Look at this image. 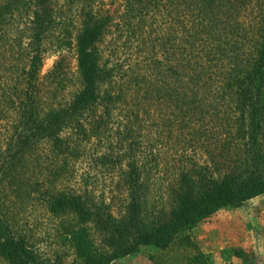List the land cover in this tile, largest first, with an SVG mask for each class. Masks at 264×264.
Segmentation results:
<instances>
[{
  "label": "rangeland",
  "instance_id": "1",
  "mask_svg": "<svg viewBox=\"0 0 264 264\" xmlns=\"http://www.w3.org/2000/svg\"><path fill=\"white\" fill-rule=\"evenodd\" d=\"M53 2L59 7L65 4V0ZM120 2L102 1V10L115 14L98 43L99 63L108 75L99 85L96 106L61 132L71 143L70 153L54 159L42 141L18 168L16 177L0 185L1 208L13 231L52 264H79L67 240V229L76 219L66 212L49 211L44 193L34 192V185L39 184L41 191L50 186L72 191L101 207L114 221L124 217L129 185L134 186L139 220L151 227L168 218L182 191H198L206 181L228 171L238 157L234 118L239 109L215 73L228 70L234 54L239 62L249 58L257 29L264 25V0H250L247 9L223 17L222 22L230 25L226 41H220L226 50L213 67L214 75L206 71L203 81L208 83L197 90L175 74L178 61L172 56L173 40L176 37L178 42L182 35L178 23L169 26L155 13L125 25L117 19ZM68 24L76 34L81 19L74 13ZM47 43L41 76L60 54L68 57L64 62L67 78L57 91L59 101L73 88L76 61L66 47L54 49L56 43ZM12 53L0 50V159L17 120L9 98L22 76L15 69L21 61L12 58ZM260 138L264 144V120ZM85 225L89 236L101 244L105 232L92 222ZM185 232L208 254V264H264V193L239 205L223 206ZM150 254H158L159 264H186L189 256L180 249L159 251L144 245L110 264H156ZM0 264L7 263L0 258Z\"/></svg>",
  "mask_w": 264,
  "mask_h": 264
},
{
  "label": "trees",
  "instance_id": "2",
  "mask_svg": "<svg viewBox=\"0 0 264 264\" xmlns=\"http://www.w3.org/2000/svg\"><path fill=\"white\" fill-rule=\"evenodd\" d=\"M102 1L65 0L59 7L53 0H0V50L13 52L12 58L21 61L15 64V69L22 74L13 98H9L17 120L0 159V185L4 179L16 177L18 168L42 141L54 159L70 153L71 143L61 132L77 116L96 106L99 85L108 75L99 63L98 43L112 25L115 14L109 9L102 10ZM249 2L121 0L117 19L130 25L138 16L156 13L169 26L178 23L177 29L182 35L178 42L176 37L173 40L172 56L178 61V66L174 65L175 74H181L186 84L197 90L208 83V80L203 81L206 71L210 77L214 75L213 67L226 50L222 39L227 37L225 33L230 25L222 22L223 17L247 9ZM72 6L75 11L71 10ZM74 13L81 19L76 34L70 32L68 24ZM257 31L258 38L251 46L249 58L239 62L238 55L234 54L228 70L215 73L232 93L235 108L239 109L234 118L238 157L228 171L209 179L198 191L192 188L182 191L176 207L164 222L151 227L141 224L138 190L131 185L126 212L120 221L112 220L101 207L88 203L72 191L54 186L41 191L39 184L34 185V192L44 193L49 211L66 212L76 219L67 229V240L79 264H110L144 245L154 246L159 251L180 249L189 253L186 264H208V254L185 231L223 206L239 205L264 193V144L260 138L264 120V25ZM11 35L14 37L10 38ZM49 40L56 43L54 49L66 47L76 61L73 88L59 101L57 91L67 78L64 62L68 57L60 54L52 68L41 76L40 67ZM16 46L18 49L14 50ZM179 66L186 68L185 72ZM87 222L97 224L105 232L101 244L89 236ZM0 258L7 264H52L46 262L24 236L13 231L1 204ZM149 259L159 264L158 254H150Z\"/></svg>",
  "mask_w": 264,
  "mask_h": 264
}]
</instances>
